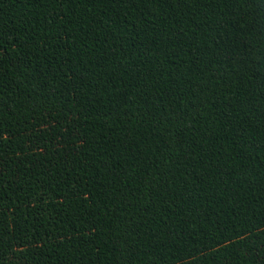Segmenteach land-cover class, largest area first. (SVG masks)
<instances>
[{
  "label": "trees",
  "instance_id": "obj_1",
  "mask_svg": "<svg viewBox=\"0 0 264 264\" xmlns=\"http://www.w3.org/2000/svg\"><path fill=\"white\" fill-rule=\"evenodd\" d=\"M0 264H264V0H0Z\"/></svg>",
  "mask_w": 264,
  "mask_h": 264
}]
</instances>
